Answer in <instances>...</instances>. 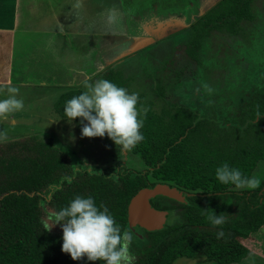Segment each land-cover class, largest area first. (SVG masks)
<instances>
[{
	"label": "trees",
	"instance_id": "1",
	"mask_svg": "<svg viewBox=\"0 0 264 264\" xmlns=\"http://www.w3.org/2000/svg\"><path fill=\"white\" fill-rule=\"evenodd\" d=\"M253 1L219 0L193 22V36L179 47L199 63L205 43L211 41L207 46L219 53L218 36L246 32ZM262 18L257 24L263 31ZM211 67L216 70L210 71L209 91L221 93L222 100L212 97L205 111L200 104L190 107L169 100L156 87L160 105L155 100L143 105L144 96L130 89L123 69L112 68L103 75L137 94L144 138L133 151L145 162L142 169L126 164L78 167L54 143L35 135L2 143L0 264H103L83 257L72 260L60 250L61 230H44L48 211L66 207L77 195L91 196L97 207L109 210L122 232L132 234L128 244L131 264H172L182 257L231 264L245 258L250 250L240 239L264 228V179L256 188L237 190L218 182L214 171L227 162L247 178L264 161V73L255 83H241L236 94L230 80L234 70L224 64H206L205 68ZM236 78L247 79L243 72ZM82 91L62 92L54 102L56 113L65 118L64 102ZM242 95L245 97L235 105L233 99ZM157 182L184 191L186 202L162 195L151 199L153 206L169 211V222L156 231L137 226L138 234L128 225V202L140 188ZM49 195L50 200L46 199ZM209 215L224 216L225 222L213 226ZM220 230L224 235L218 239Z\"/></svg>",
	"mask_w": 264,
	"mask_h": 264
},
{
	"label": "crops",
	"instance_id": "2",
	"mask_svg": "<svg viewBox=\"0 0 264 264\" xmlns=\"http://www.w3.org/2000/svg\"><path fill=\"white\" fill-rule=\"evenodd\" d=\"M218 1L200 0L193 16L189 0H0V85L40 87L53 120L62 92L84 91L129 55L184 34ZM257 233L241 238L250 253L231 264H264Z\"/></svg>",
	"mask_w": 264,
	"mask_h": 264
},
{
	"label": "rangeland",
	"instance_id": "3",
	"mask_svg": "<svg viewBox=\"0 0 264 264\" xmlns=\"http://www.w3.org/2000/svg\"><path fill=\"white\" fill-rule=\"evenodd\" d=\"M189 1L191 5L189 3L187 6L190 7L192 15L196 16L197 11L200 13L199 6L197 7L200 5V0ZM252 4L253 16L246 32L235 37L218 36L215 45L220 50L219 53L215 47L211 49V45L207 46L211 41L205 43L200 63L190 60L185 53L186 50L179 47L181 43L189 41L193 36L192 27L185 29L186 32L180 36L160 38L158 40L160 43L152 46L146 52L129 55L120 68L123 69L122 71L129 81L130 89L144 96L143 105L149 104L151 100H155L156 106L160 105L159 97L155 96L154 89L156 87V90H162V94L169 100L190 107L200 104V109L205 111L206 108L208 110L207 102L212 97H217L219 101L222 100L221 93H217V95L215 92L209 91L210 71L214 70L215 72L216 68L211 67L212 69L207 70L206 64L216 67H222L224 64L234 70L231 71L230 78L232 93L237 94V89L241 87L240 84L245 81L257 82L264 73V28L262 31L257 24L258 18L263 17L264 20V0H254ZM147 16L151 18L154 15L150 13ZM157 17L161 18V15L159 14ZM113 40L115 39L113 38ZM210 56L213 58H208ZM198 64L203 65L198 66ZM240 72H243L244 76L246 74L247 79H237ZM13 86L18 88L16 95L23 100L24 107L20 111L10 113L7 118L0 119V145L6 141L18 139L17 137L21 139L35 135L37 138L54 143L70 157L71 163L78 167L80 165L126 164V166L137 170L146 166L133 149L126 155L121 153L119 147H116L106 135L103 138L81 137V125L77 123L76 119L69 123L63 117L54 116L51 120L52 113L45 111L47 108H44L42 93L37 92L41 89L40 87ZM7 95L6 86L0 85V98H5ZM243 95L236 98L232 96L233 103L238 105V102H241L245 97ZM252 178L257 179L259 183L264 179V161L257 167ZM49 223L51 224L50 221ZM51 229L61 230L59 224L52 226ZM257 235V237L261 236L263 241L262 238H259L260 242L255 243L253 251L264 255V228L260 229ZM243 240L240 239V241ZM172 264H204V262L182 257Z\"/></svg>",
	"mask_w": 264,
	"mask_h": 264
},
{
	"label": "clouds",
	"instance_id": "4",
	"mask_svg": "<svg viewBox=\"0 0 264 264\" xmlns=\"http://www.w3.org/2000/svg\"><path fill=\"white\" fill-rule=\"evenodd\" d=\"M84 87V91L64 102V119L71 123L77 118L81 137L106 135L126 155L144 138L140 132L142 114H138L136 108L137 94L106 79L86 83ZM6 91L8 95L0 98V119L24 107L23 100L16 95L18 88L10 81ZM214 175L221 184L232 185L237 190L253 189L259 184L255 178L243 177L238 168L230 167L227 162L217 166ZM46 199L50 200L51 196ZM207 219L213 226L225 222L221 215H209ZM57 224L62 232L60 250L72 260L83 257L86 261H103V264H131L128 244L132 234L122 232L109 210L103 205L97 207L91 196L77 195L66 207L49 210L44 217V230ZM223 235L222 230L216 233L218 239Z\"/></svg>",
	"mask_w": 264,
	"mask_h": 264
},
{
	"label": "water",
	"instance_id": "5",
	"mask_svg": "<svg viewBox=\"0 0 264 264\" xmlns=\"http://www.w3.org/2000/svg\"><path fill=\"white\" fill-rule=\"evenodd\" d=\"M185 194L176 186L162 182L140 188L128 202L127 218L129 227L136 233H138L137 226L147 231L163 229L165 224L169 222V211L156 208L151 203V199L162 195L178 202H186ZM140 236L143 235L140 234Z\"/></svg>",
	"mask_w": 264,
	"mask_h": 264
},
{
	"label": "flooded vegetation",
	"instance_id": "6",
	"mask_svg": "<svg viewBox=\"0 0 264 264\" xmlns=\"http://www.w3.org/2000/svg\"><path fill=\"white\" fill-rule=\"evenodd\" d=\"M166 210V209H165Z\"/></svg>",
	"mask_w": 264,
	"mask_h": 264
}]
</instances>
